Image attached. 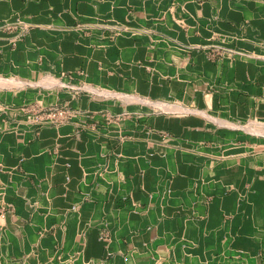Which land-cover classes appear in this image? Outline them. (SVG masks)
I'll return each instance as SVG.
<instances>
[{"label": "crops", "instance_id": "obj_1", "mask_svg": "<svg viewBox=\"0 0 264 264\" xmlns=\"http://www.w3.org/2000/svg\"><path fill=\"white\" fill-rule=\"evenodd\" d=\"M0 264H264V0H0Z\"/></svg>", "mask_w": 264, "mask_h": 264}, {"label": "built area", "instance_id": "obj_2", "mask_svg": "<svg viewBox=\"0 0 264 264\" xmlns=\"http://www.w3.org/2000/svg\"><path fill=\"white\" fill-rule=\"evenodd\" d=\"M48 115H49V117H56L55 112L52 110L48 111ZM62 115H63V112L59 111V109H58V116H62Z\"/></svg>", "mask_w": 264, "mask_h": 264}]
</instances>
